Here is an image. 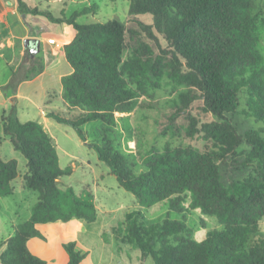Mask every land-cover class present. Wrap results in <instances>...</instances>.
I'll return each instance as SVG.
<instances>
[{
    "label": "trees",
    "instance_id": "trees-1",
    "mask_svg": "<svg viewBox=\"0 0 264 264\" xmlns=\"http://www.w3.org/2000/svg\"><path fill=\"white\" fill-rule=\"evenodd\" d=\"M22 14H40L74 30L63 45L71 72L62 76V97L83 113L75 119L51 112L57 122L70 125L86 140L81 125L101 120L114 126L116 111L141 113L167 106L176 110L173 120L200 96L203 108L218 120L197 127L195 119L184 127L185 135L201 133V147L182 140L164 142L162 148L145 146L135 139L138 159L145 169L134 173L128 158L105 137L89 143L114 174L120 186L145 206L163 199L180 206L185 197L191 207L216 214L223 227L210 230L196 241L183 216L149 222L141 209L126 212L125 220L112 232L119 242L137 247L154 264H264V237L258 224L264 219V16L261 0H129L130 15L150 13L152 27L163 35L167 47L158 53L143 41L128 46L125 24L118 19L80 23L77 17L92 7L74 11L69 17H54L49 11L16 0ZM152 34L149 25L140 23ZM39 61H36V64ZM37 72L34 69L33 75ZM5 86L11 89L15 74ZM32 76V75H30ZM144 97L141 101L139 98ZM242 115L263 126L239 132L230 117ZM144 118V119H143ZM2 132L26 160L24 186L37 192L29 217L13 226V233L0 242L2 264H46L28 247L41 237L37 224L96 220L91 196L76 195L58 180L70 172L62 169L53 140L36 120L21 121L13 112L2 113ZM144 124V123H143ZM142 124L136 129L145 133ZM167 130L173 133L171 126ZM174 134V133H173ZM1 143V135H0ZM248 146L242 152L238 147ZM232 160L244 169L241 178L226 183L221 163ZM17 161L0 156V194H10L11 181L18 176ZM66 264H79L84 253L76 242L66 241Z\"/></svg>",
    "mask_w": 264,
    "mask_h": 264
},
{
    "label": "rangeland",
    "instance_id": "rangeland-1",
    "mask_svg": "<svg viewBox=\"0 0 264 264\" xmlns=\"http://www.w3.org/2000/svg\"><path fill=\"white\" fill-rule=\"evenodd\" d=\"M50 5L42 3L41 7L35 6L42 11H49L54 17H69L74 11H79L84 7H92L87 13L77 17L80 23L105 22L108 19H118L125 24V41L128 46L136 45L139 41L147 43L154 52L158 53L159 47L166 48L167 42L163 35L157 32L151 25L153 17L150 13L130 15L129 0H49ZM41 4V3H40ZM261 15L264 16V0H261ZM48 6V7H47ZM34 16L33 25L40 27L45 36L56 37V34L66 35L65 30L60 24L51 22L47 17L40 14H25ZM149 25L152 32L149 35L140 25ZM71 37L73 30L69 28ZM31 30V28H30ZM56 33V34H55ZM70 37V38H71ZM58 39V38H57ZM56 42L55 46H57ZM58 47V46H57ZM4 57L6 60H4ZM10 53L0 52V81L4 82L6 76H9ZM4 86L1 90L4 92ZM1 95V91H0ZM144 97L138 99L141 101ZM40 102V99L39 101ZM54 110L62 116L75 119L80 116L83 111L77 107L63 108L58 98H53L50 102ZM1 108V107H0ZM176 109L173 107H165L161 109L147 110V117L144 124L141 121V113L136 110L116 111L114 113L116 122L114 126H105L101 120L95 119L87 121L81 125L86 140L79 138L75 130L68 124L57 122L49 112L45 115L43 127L48 129L56 138V148L58 163L62 169L69 168L70 172L63 174L58 180L61 187H71L76 195L91 196L96 207L97 217L93 222H84L72 218L71 224L50 222L40 224L41 237H33L29 242L32 250L42 247L41 254L46 257L48 264H62L67 253L63 247V243L69 240L76 242V248L84 253L81 264H154L150 256H144L142 252L135 246L119 242L112 232V228L119 226L125 220V214L132 209H141L144 212L145 219L149 222L159 221L168 216L173 219H180L183 216L190 228V237L196 241H200L207 236L210 230L221 229L223 222L214 213H205L199 206H190L191 198L185 197L179 207H173V202L169 199H163L150 206L141 203L134 194L119 185L114 174L110 172V168L98 159L96 150L89 143L102 142L107 138L113 148L122 152L132 166L134 173H138L145 169V165L138 159V152L135 146V139L141 140L145 146H157L162 148L164 142L182 140L201 147L203 140L201 133L196 132L192 137L185 135L184 127L190 122V118L195 119V124L199 128L205 122L218 120V117L210 111L203 108V100L197 96L189 106L180 111L173 120L169 116ZM14 113L21 121L43 119V115L38 113L34 105L28 100H21ZM1 110H0V156L1 158H9L13 155L17 161L18 176L13 184L17 187L14 196L7 197L5 202V210L0 207L2 213L1 219H7L9 211H12L17 205L18 222L25 221L31 211V206L37 201V192L28 188L20 191V182L25 174L26 160L22 154L14 149L7 135L3 134L1 128ZM230 117L232 123L235 124L239 132H243L249 128L258 129L263 126L260 121L253 118H247L242 115ZM142 124L145 133L139 132L136 127ZM171 126L173 133L167 130L162 133L164 128ZM246 144L238 147V151L242 152L247 149ZM221 174L223 180L228 183L232 178H241L246 174L244 169H235L232 166V160H225L221 163ZM14 201H18L15 203ZM20 201V202H19ZM9 210V211H8ZM5 212V213H4ZM8 229V227H7ZM258 234L264 237V219L258 224ZM39 250V249H38ZM1 264V262H0Z\"/></svg>",
    "mask_w": 264,
    "mask_h": 264
},
{
    "label": "crops",
    "instance_id": "crops-1",
    "mask_svg": "<svg viewBox=\"0 0 264 264\" xmlns=\"http://www.w3.org/2000/svg\"><path fill=\"white\" fill-rule=\"evenodd\" d=\"M24 1L29 5L37 4L39 7H41L42 3H45L48 6L50 5L49 0ZM30 20H35L34 16L22 15L18 11L16 0H0V52L6 51L10 53L8 65L10 66L11 73L9 76H6L4 82L0 81V110L1 113H14L15 108L18 107V104L21 103V100H28L34 105V108L37 110V112L43 115L44 120H36L43 126L44 121L46 120L45 115L54 110L53 105L50 103L54 97L59 99L63 108L66 109L70 107L62 97L61 78L62 76L71 72V67L64 55L63 45L70 41L73 36L71 37V34L69 33V28H71V26L66 23H62L60 26L63 28V30H65V32H68L66 35L55 33L58 39L51 36L47 37L45 34H43L40 27L33 25L32 21L29 22ZM26 37H35L39 40L38 50L33 54H31L28 49L24 48L23 46V39ZM56 42H58V47L53 45ZM4 60H6L5 57ZM36 61H39L40 65L38 63L36 64ZM36 68L37 72L33 75L32 73ZM14 74L15 83H13L11 89L6 88L5 86L10 82L11 78L13 77L12 75ZM1 86H4V92L1 90ZM39 99L40 102H37ZM45 131L53 140L55 148H57L58 145L56 144V138L48 129H45ZM10 158L15 159L13 152L12 156L9 158L2 159L8 160ZM14 180L15 179L11 181V185L13 187L12 192L6 195L0 194V207H3L4 211H6V198L14 196L17 192V187L13 184ZM19 188L21 192L25 188L23 178L20 182ZM14 202L17 203L18 201ZM11 209V212L8 210L9 214L7 219L2 220V213L0 212V242L6 240L12 235L13 226L21 223L17 220V205ZM59 222L69 224L71 219L68 221ZM39 225L40 224H37V228L41 232L42 229H39ZM31 240L32 239L28 241L29 249L34 254L43 258L46 261V264H48L46 257L42 256L41 254V246H37L35 250L30 248L29 242ZM3 248L4 245L1 246L0 252L3 250ZM67 259L68 256L65 258L62 264H66ZM82 261L83 259L79 264H81Z\"/></svg>",
    "mask_w": 264,
    "mask_h": 264
},
{
    "label": "water",
    "instance_id": "water-1",
    "mask_svg": "<svg viewBox=\"0 0 264 264\" xmlns=\"http://www.w3.org/2000/svg\"><path fill=\"white\" fill-rule=\"evenodd\" d=\"M39 40L35 37H26L23 39L24 48L28 49V51L33 54L38 50Z\"/></svg>",
    "mask_w": 264,
    "mask_h": 264
}]
</instances>
